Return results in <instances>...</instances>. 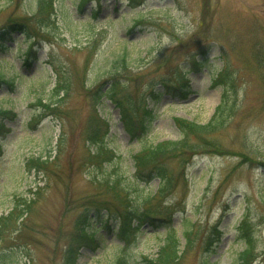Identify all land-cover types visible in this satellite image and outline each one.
Masks as SVG:
<instances>
[{"label":"rangeland","instance_id":"obj_1","mask_svg":"<svg viewBox=\"0 0 264 264\" xmlns=\"http://www.w3.org/2000/svg\"><path fill=\"white\" fill-rule=\"evenodd\" d=\"M40 1L0 0V29L22 20L37 36L18 31L0 47V111H9L0 118V264H71L70 248L74 264H112L120 254L147 264L167 229L132 223L123 237L119 214L130 200L173 212L174 264H237L244 218L253 264H264V0H89L81 10L79 0H51L47 21ZM222 72L234 86L232 116L192 140L195 151L160 159V191L133 155L177 140L176 118L206 124L224 93L213 81ZM57 86L66 94L56 98ZM97 142L114 155L99 154ZM80 230L96 232L93 242Z\"/></svg>","mask_w":264,"mask_h":264},{"label":"trees","instance_id":"obj_2","mask_svg":"<svg viewBox=\"0 0 264 264\" xmlns=\"http://www.w3.org/2000/svg\"><path fill=\"white\" fill-rule=\"evenodd\" d=\"M89 0H79V6L78 8L81 10L84 3L88 2ZM39 3V2H38ZM52 9V3L51 0L45 1L41 0L38 6L37 14H42L47 21L50 17L49 10ZM140 23V22H137ZM21 31L23 35L27 37H37L34 30L24 21L22 20H12L4 25L0 29V47L3 46L10 35L12 33ZM32 55V52L29 51L27 53V56ZM28 61V60H27ZM119 62V67H125L127 64L125 63V56L122 55L119 60H116ZM118 67V68H119ZM187 77L182 76V81L179 83L181 85V97L186 98L188 95V90L185 84V80ZM3 80L2 76L0 75V82ZM215 83L217 81L220 82V85L223 87L224 93L222 96V99L220 103L215 108V111L209 121L206 124H199L193 121H187L185 119H174V125L179 131V138L175 141H161L157 142L156 144H147L142 145L139 152L135 153L133 155L134 163L136 166V172L137 173H143L148 179H151L153 176L159 179L160 183V191L164 188V184L167 183V172L161 163L160 159L163 158L166 155H170V153H173L172 155H181L185 150L195 151L198 149V146L196 143H193L192 140H198V139H205L207 135L214 132L216 129L221 128L225 125V123L230 119L232 116L233 111L235 110L236 104L234 99L228 98V93L230 91H233L234 86L232 85L231 79H229L227 76L220 74L219 78L213 80ZM2 84V83H1ZM59 90L64 91V94H66V89L61 86L54 87V93L56 95V98H58ZM101 86L98 88L97 93L100 94ZM115 88L114 85L109 87V90L107 94L109 97H113ZM97 93L94 94V97H96ZM102 96H100L101 98ZM126 100V99H125ZM115 101V100H114ZM51 106V104H48L47 107ZM51 108V107H50ZM125 107L121 108V111H123ZM9 114V111H0V118H5ZM152 111L151 110H145L142 122L140 123L139 128L142 132L147 131L149 128L151 121H152ZM127 127H129L130 122L127 120L126 122ZM2 129V124L0 121V132ZM4 131V130H3ZM130 131V130H129ZM93 141V139L91 140ZM94 142V141H93ZM95 143V142H94ZM99 147V154L103 156H113V151L108 150L103 146V143L97 142ZM196 144V145H195ZM216 147L215 145H212ZM197 153V152H196ZM96 158H100V155L95 156ZM32 163H34V166L41 167L43 163H46L44 160L34 159L31 160ZM149 166V170L146 171V167ZM146 171V172H145ZM134 177L137 181L139 179L143 182L148 183L149 180H146L142 178V175L140 174H134ZM147 197V196H146ZM172 215L173 212H165V211H159L150 213L143 209L142 205L134 203L133 201H129L128 206L122 210L119 214V230L120 233L124 236H129V229L130 225L132 223L137 224L135 227L140 228L144 224H148L152 228H157L159 226H163L165 229H167L165 239L163 240L162 246L159 248L156 258L154 259H148L145 258V262L147 264H174L178 261L180 254L178 249V240L175 236V233L173 232L172 227ZM85 217L83 218L82 222H85ZM89 225V223H87ZM91 225V224H90ZM93 227V225H92ZM94 228V227H93ZM95 229V228H94ZM240 233L241 238L240 240L244 243V247L242 251L239 253L237 264H253L254 263V245H253V238L248 232V224L246 218L243 219V222L240 225ZM96 231V230H95ZM184 234V240L185 244L189 240V229L183 231ZM96 232L91 234H80L78 237H82L84 239L83 242H93L95 238ZM80 239V238H78ZM69 258L71 264H74L75 256H74V248H70L68 250ZM124 253V252H123ZM121 256H117L112 264H129L125 256L120 254ZM5 255L2 257L4 258ZM1 257V258H2ZM68 258V259H69Z\"/></svg>","mask_w":264,"mask_h":264}]
</instances>
